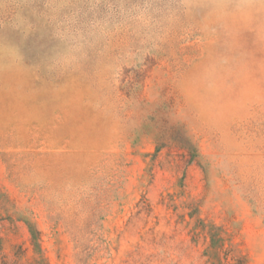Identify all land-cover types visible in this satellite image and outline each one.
<instances>
[{
  "label": "rangeland",
  "instance_id": "1",
  "mask_svg": "<svg viewBox=\"0 0 264 264\" xmlns=\"http://www.w3.org/2000/svg\"><path fill=\"white\" fill-rule=\"evenodd\" d=\"M0 264H264V0H0Z\"/></svg>",
  "mask_w": 264,
  "mask_h": 264
},
{
  "label": "trees",
  "instance_id": "2",
  "mask_svg": "<svg viewBox=\"0 0 264 264\" xmlns=\"http://www.w3.org/2000/svg\"><path fill=\"white\" fill-rule=\"evenodd\" d=\"M32 235H33V233H32Z\"/></svg>",
  "mask_w": 264,
  "mask_h": 264
}]
</instances>
